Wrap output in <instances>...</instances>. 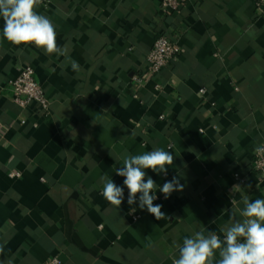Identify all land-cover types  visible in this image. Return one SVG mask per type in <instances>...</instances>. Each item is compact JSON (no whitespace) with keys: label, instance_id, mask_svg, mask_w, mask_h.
Instances as JSON below:
<instances>
[{"label":"crops","instance_id":"0c3cea01","mask_svg":"<svg viewBox=\"0 0 264 264\" xmlns=\"http://www.w3.org/2000/svg\"><path fill=\"white\" fill-rule=\"evenodd\" d=\"M36 11L78 67L13 45L0 17V264H173L185 237L204 229L223 239L244 196L264 199L253 166L264 141L256 0H184L179 10L163 0H50ZM159 33L182 51L147 75ZM26 66L50 99L45 113L14 100L11 82ZM157 148L174 157L166 175L145 170L161 220L139 208V193L129 206L115 172L125 154ZM106 177L124 188L119 209L101 195ZM173 177L183 191L165 199L159 187Z\"/></svg>","mask_w":264,"mask_h":264},{"label":"clouds","instance_id":"9594fccd","mask_svg":"<svg viewBox=\"0 0 264 264\" xmlns=\"http://www.w3.org/2000/svg\"><path fill=\"white\" fill-rule=\"evenodd\" d=\"M40 3L41 0H0L3 37L16 46L34 45L42 48L46 54L64 56L66 62L76 70L77 63L68 57L65 48L57 45L55 25L36 11ZM173 161L172 153L162 148L137 155L125 154L123 167L115 172L124 177L129 206L136 203L139 193L141 210L146 208L157 220L165 217L161 210L163 206L153 203L158 198L155 195L158 186L150 176L145 180V170L166 175V166L172 165ZM183 187L179 179L173 177L159 187V191L168 199L174 191H183ZM101 195L119 209L124 200V188L106 177ZM242 202L244 208L239 212L242 219H234L221 229L223 239L214 231L206 233L201 229L191 237L184 238L182 246H178L179 256L173 260V264H264V199L250 201L244 196ZM217 252L219 259H216Z\"/></svg>","mask_w":264,"mask_h":264},{"label":"built area","instance_id":"2783aa9c","mask_svg":"<svg viewBox=\"0 0 264 264\" xmlns=\"http://www.w3.org/2000/svg\"><path fill=\"white\" fill-rule=\"evenodd\" d=\"M184 0H163V6L166 10H179ZM50 0H41L39 6L48 7ZM256 6L264 12V0H256ZM180 45L171 40L165 33H159L147 54V75H153L166 66L171 65L181 54ZM138 82L143 81L142 76L136 77ZM13 97L16 102L23 107L35 102L38 104L41 112L45 113L50 108V99L45 89L36 77L35 70L32 66L23 67L19 76L11 82ZM202 94L206 93V88H201ZM4 131L3 123L0 121V137ZM254 169L258 172L261 180L264 182V141L258 145L253 159ZM21 173L11 172V177H18ZM235 178L239 181L244 179L239 173L235 174ZM52 262L57 263L54 259Z\"/></svg>","mask_w":264,"mask_h":264}]
</instances>
